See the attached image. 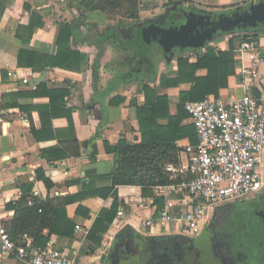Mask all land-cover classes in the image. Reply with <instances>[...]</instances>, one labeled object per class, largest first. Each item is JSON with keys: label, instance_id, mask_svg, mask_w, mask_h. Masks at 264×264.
<instances>
[{"label": "crops", "instance_id": "obj_1", "mask_svg": "<svg viewBox=\"0 0 264 264\" xmlns=\"http://www.w3.org/2000/svg\"><path fill=\"white\" fill-rule=\"evenodd\" d=\"M93 1L100 0H0V218L11 230L16 214L14 204L23 197L28 205L34 198L39 202L52 200L55 205L63 203L64 220L71 224L63 229L69 235L50 233L45 228L43 238L35 240L33 232H28L35 248L53 245L74 258L76 264H128L130 258L133 262L129 264H149V239L188 235L182 233L178 222L148 226L147 220L164 207L167 199L179 201L176 212L187 210L189 198L182 194L160 196L154 186L143 189L131 185L117 186L115 196L109 189L113 186L114 169L119 166V154L107 149L123 142L143 141L137 106H145L152 94L146 95L141 85L152 88L154 94L167 96L170 113L178 114L181 92L191 91L194 83L185 81L173 86L169 82L179 78L180 58L194 64L199 53L174 49L163 53L155 75L145 70L140 77L127 79L123 77L124 63L135 60L137 52L123 50L112 40H102L104 34L116 29L130 37L149 23H161L175 15L181 7L205 14L233 13L264 0H139L135 18L126 16L124 10L94 9ZM71 22L76 23L77 34L59 46L61 26ZM239 34L219 35L210 47L216 52L225 51L231 38L237 46ZM258 40L264 44L263 38ZM67 48L80 53L78 69L48 66L34 71L19 64L22 50L50 57ZM46 64L45 59L43 65ZM44 71L45 81L30 86ZM260 71L264 77V63ZM10 72L18 78H28L29 83L11 77ZM207 73V69H199L195 74L204 77ZM242 94L243 83L236 65V74L229 77L228 86L220 89L218 97ZM119 96L126 98L125 102L110 103ZM159 123L165 125L169 120L160 119ZM184 123L193 124L191 118ZM74 139L80 146L78 156L63 157L62 152H53L56 148L67 151ZM189 143V137L178 139V161L168 163L178 164ZM115 202L124 215L117 213L112 221L99 223L102 210L110 209ZM128 226L134 234L126 233ZM24 233L15 236L12 231V237L18 243ZM121 235L123 245L118 244ZM0 264L27 261L13 254L0 259Z\"/></svg>", "mask_w": 264, "mask_h": 264}, {"label": "built area", "instance_id": "obj_2", "mask_svg": "<svg viewBox=\"0 0 264 264\" xmlns=\"http://www.w3.org/2000/svg\"><path fill=\"white\" fill-rule=\"evenodd\" d=\"M236 46V65L243 94L232 98L209 96L185 105L197 131L198 143L184 147L178 164L167 163V184H156L160 196L186 195L189 208L176 212V198L147 220L148 226L181 224L182 233L201 235L216 209L229 202L245 200L264 187V44L254 33L243 30ZM10 76L28 84L29 79ZM118 216L124 212L118 210ZM17 254L27 264H76V260L53 245L37 249L29 234L17 243L0 218V259Z\"/></svg>", "mask_w": 264, "mask_h": 264}, {"label": "trees", "instance_id": "obj_3", "mask_svg": "<svg viewBox=\"0 0 264 264\" xmlns=\"http://www.w3.org/2000/svg\"><path fill=\"white\" fill-rule=\"evenodd\" d=\"M95 2V1H93ZM92 2V3H93ZM94 9L102 11L124 10V14L129 17H137L140 8L139 0H100L92 4ZM196 14H204V12L195 9H186L181 7L175 15L165 18L161 23H149L151 25H161L163 27L180 26L190 20L191 16ZM74 26V27H73ZM61 34L59 36V46L65 39L71 38L76 30V23H63ZM264 29L260 26L255 29H248L253 32L255 39H258V31ZM141 30V29H140ZM131 34L130 37L120 30H106L102 40H112L121 49L135 50L138 57L135 60L125 62L123 69V77L127 79H135L140 77L145 70L149 71V75H155L157 66L154 56L159 53H170L157 43H152L149 47L140 43L139 32ZM240 32V31H236ZM235 33V32H232ZM230 34V33H228ZM80 36V35H79ZM100 55L103 54L102 45L99 44ZM177 50V49H176ZM191 50L186 48L180 50L183 52ZM199 53V59L196 63L191 64L184 58L179 59V78L171 80L169 85L178 86L185 81L194 83V87L189 92H181V101L178 107V114L172 115L169 111V101L167 96H159L154 94L152 88L147 85H141L140 89L146 95L152 94V100L145 106H137L141 131L144 134L141 143H120L118 146L108 148L120 155L119 166L113 172V186L109 190H113L117 196V186L131 185L146 187L155 186L156 184H167L169 182L168 175L165 174L163 167L168 162L178 161V147L175 144L178 139L189 137L193 144L198 143L197 131L193 124H185L184 121L190 118V114L186 111L185 105L188 101L202 100L208 96H219L220 89L228 86L230 76L236 74L235 39L231 38L228 49L216 52L208 44L203 50L193 49ZM31 55V57H30ZM27 56V57H26ZM34 56V57H32ZM47 60V64L43 65V61ZM80 53L73 52L69 48L59 50L56 56H45L36 53L29 54L22 50L19 54V64L27 65L34 71H43L48 66H58L64 68L78 69ZM199 69H207L208 73L204 77H196V71ZM96 75V71H95ZM44 84L41 88H44ZM51 93V92H49ZM117 101H111V104H120L125 102L124 97H116ZM160 119H168V124H160ZM53 152L63 153V157L78 156L80 154V146L77 139L70 143L68 150L56 148ZM51 158L55 159L56 157ZM63 203H55L52 200L47 202H39L34 198L32 205H28L25 197L14 204L16 208L15 217L12 220V229L10 233L18 236L20 233L30 232L35 240L42 239V231L49 229L50 233H60L69 235L64 232L63 228L71 226L68 220H64L65 208ZM118 211L117 202L110 209L102 210L98 222L105 219L113 220Z\"/></svg>", "mask_w": 264, "mask_h": 264}, {"label": "flooded vegetation", "instance_id": "obj_4", "mask_svg": "<svg viewBox=\"0 0 264 264\" xmlns=\"http://www.w3.org/2000/svg\"><path fill=\"white\" fill-rule=\"evenodd\" d=\"M245 204L248 205L242 220L220 225L224 211L219 218L218 212ZM240 205L225 204L219 208L198 237L149 239V264H264V201L256 198ZM123 239L121 235L118 244L123 245ZM130 262H133L131 258Z\"/></svg>", "mask_w": 264, "mask_h": 264}, {"label": "water", "instance_id": "obj_5", "mask_svg": "<svg viewBox=\"0 0 264 264\" xmlns=\"http://www.w3.org/2000/svg\"><path fill=\"white\" fill-rule=\"evenodd\" d=\"M260 26H264V1L258 2L246 10L233 13L196 14L180 26H147L140 30L139 40L147 47L152 43H157L168 52L186 48L203 50L220 34L255 29ZM46 76L47 71H44L29 85H39L45 81ZM116 160H119V155L116 156ZM134 232L132 227L126 228V233L134 234ZM204 236L208 238L207 233ZM136 237L140 236L136 235Z\"/></svg>", "mask_w": 264, "mask_h": 264}, {"label": "rangeland", "instance_id": "obj_6", "mask_svg": "<svg viewBox=\"0 0 264 264\" xmlns=\"http://www.w3.org/2000/svg\"><path fill=\"white\" fill-rule=\"evenodd\" d=\"M225 8H231V7H228L227 6ZM235 8H239V7H235ZM227 13H232V12H227ZM257 31H258V37L260 39L261 38L264 39V29H260V30H257ZM220 35H226V34L223 33V34H220ZM162 57H164L163 53H159V52H157V57H155V56L153 57L154 60H155L156 66H158V64L161 61V58ZM256 198H260V200H263L264 201V187H263V189H262V191L260 193L255 194V195H253L252 197H250L248 199H245V200H237V201L229 202V203H225V204H239L240 205V204H243L246 201L255 200ZM225 204L221 205V207L222 206H225ZM247 205L248 204H245V206L244 205H240L238 207H235L234 209H230V210H226V211L224 209H222L221 212H218L219 213L218 218H219V216L222 213V211H224L221 214L220 219H219L220 225H222V224L224 225L227 222L232 221V220L233 221H238V220L240 221V220H242L241 218H242L243 210L245 209V207H247ZM221 207H219V208H221ZM219 208L216 209L215 214L217 213V211L219 210ZM237 232L240 234L239 231H237Z\"/></svg>", "mask_w": 264, "mask_h": 264}]
</instances>
